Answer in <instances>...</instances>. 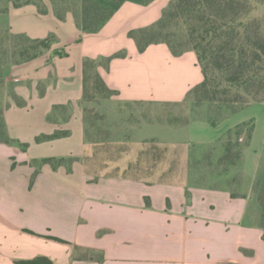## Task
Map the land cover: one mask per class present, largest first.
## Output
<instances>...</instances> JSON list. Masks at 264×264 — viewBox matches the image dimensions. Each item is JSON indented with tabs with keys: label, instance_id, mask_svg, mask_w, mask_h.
I'll return each instance as SVG.
<instances>
[{
	"label": "crops",
	"instance_id": "1",
	"mask_svg": "<svg viewBox=\"0 0 264 264\" xmlns=\"http://www.w3.org/2000/svg\"><path fill=\"white\" fill-rule=\"evenodd\" d=\"M25 1L0 0V21L6 30L30 39L52 34L56 41L39 57L7 69L18 84L26 81L21 90L18 84L13 89L26 105L17 107L11 100L12 105L3 112L7 135L17 148L0 143L4 153L0 158V264L39 257L53 264H264L257 201L251 192L232 198L234 192L225 185L227 175L216 176L218 186H205L85 173V58L100 60L120 54L106 67H98V73L105 85L117 92L113 98L125 105L170 108L182 104L187 93L203 81L194 52L174 56L161 43L139 52L128 37L131 31L155 24L170 0H153L147 5L125 2L91 34L76 28L71 13L64 22L59 21L51 0H35L44 5V15ZM56 53L66 56L60 58ZM17 71H23L24 77L15 75ZM25 99L42 107L45 116V125L35 132L34 139L56 131L69 132L68 137L41 143L33 139L38 147L49 148L48 153L35 158H28L18 148L24 139L8 124L13 108H32ZM57 105L67 107L66 111L48 121ZM236 126V122L226 121L219 130L203 117L189 119L178 128L159 122L143 142L154 140L168 147L171 141L177 142L171 139V132L181 133L188 147H202L191 154L192 159L204 162L209 152L210 163L216 166L223 154L220 140ZM70 157L76 158L71 171L41 163L43 159Z\"/></svg>",
	"mask_w": 264,
	"mask_h": 264
},
{
	"label": "trees",
	"instance_id": "2",
	"mask_svg": "<svg viewBox=\"0 0 264 264\" xmlns=\"http://www.w3.org/2000/svg\"><path fill=\"white\" fill-rule=\"evenodd\" d=\"M153 0H51L54 16L64 22L66 15L71 13L76 28L82 33H97L102 26L125 2H133L147 5ZM25 3H33L38 13L46 14V9L39 1L26 0ZM19 6V3H14ZM264 0H170L162 12L161 18L152 26L138 31H131L128 37L132 39L139 52L151 44H165L174 56L182 55L192 51L196 55L198 65L201 68L203 81L192 88L186 95L182 104L170 107L188 108L197 110L201 105L207 104L213 112L221 114V109H227L234 113L252 104L264 103ZM182 26L185 34L184 42H174L173 34L167 32L170 25ZM11 51L9 53V66L29 62L45 51L50 50L51 45L56 41L54 35L50 34L44 39H30L25 35H13ZM58 57L66 56L65 53H56ZM100 60L85 58L83 61V127L85 145L97 147L104 143L100 137V131L96 128L98 122L104 117L94 108L100 101L110 100L117 94L109 89L98 73V67L107 66L113 57ZM44 90H40L43 96ZM10 98L12 104L17 107H24L26 104L13 91ZM8 103L5 109L11 105ZM191 105V107L189 106ZM65 106L57 105L52 108L48 121H53L56 113L66 111ZM3 110V112H4ZM1 114L2 131L0 132V143L12 145L14 143L6 132V127ZM186 112V111H185ZM188 119L175 117L167 123H175L179 126L188 124ZM213 127H216V120L209 117L207 120ZM251 125H237L234 129L225 134V139L220 140L223 154L217 166L222 167V173L228 168L236 165L240 159V145L243 136L246 141L249 139ZM69 136L67 131H56L52 135H42L34 139L35 143L51 141ZM149 143V152L154 155L155 163L159 162L167 152L168 147H160L154 140ZM22 150L28 144H19ZM89 158L86 154L83 158L85 173H90ZM109 161L103 168H106ZM76 158H49L43 159L41 163L49 164L53 169L65 166L71 171L72 164ZM207 167H212L210 161H205ZM176 162H172L161 178H152L156 166H144L139 163H128L123 176L132 178H147L146 183H176L166 176L175 170ZM120 169L115 168V172ZM96 176L98 171L92 172ZM145 175V176H144ZM108 176V175H107ZM113 176V175H109ZM233 182H236L233 180ZM254 190L258 204V226L262 231L264 242V166L260 174L254 180ZM236 198L237 194H231ZM54 241L64 243L57 238H50ZM16 264H53L45 257H39L31 261H21Z\"/></svg>",
	"mask_w": 264,
	"mask_h": 264
},
{
	"label": "rangeland",
	"instance_id": "3",
	"mask_svg": "<svg viewBox=\"0 0 264 264\" xmlns=\"http://www.w3.org/2000/svg\"><path fill=\"white\" fill-rule=\"evenodd\" d=\"M264 13V8L260 10ZM1 17V16H0ZM167 32L173 34V41L184 42L186 37L182 26L172 24ZM12 35L6 30V24L0 21V132L2 131L1 114L5 106L11 101L10 95L14 86L18 84L14 78L8 76L7 69L9 53L12 45ZM104 60L99 63L104 64ZM15 75L23 78V71H17ZM41 75V72L38 74ZM26 86V81L19 83L17 88L21 90ZM14 92V91H13ZM31 105V109L13 108L9 113L8 124L15 133L24 139V143L29 144L24 153L28 158H35L40 154L49 152V148L38 147L33 143L35 132L45 125V116L42 107L35 106L33 100L25 99ZM191 107V105H189ZM95 110L104 117L102 122H98L96 128L100 131V137L104 143L97 147L86 146V155L91 158L89 169L92 172L98 171V175H124L123 172L128 163L139 161L141 165L153 166L155 171L152 178H160L163 172L167 170L172 162H176L175 170L166 177L176 183H187L192 185L218 186L220 181L217 175L222 174V167H207L205 161L212 162L209 158V152L206 153L204 162H196L191 154L198 152V148L188 147L184 134L175 135L171 132L172 142L168 146L167 152L162 159L155 163L154 155L149 152L150 144L144 143L143 139L152 135L155 123L165 122L175 119V117H186L188 120L193 118H204L206 120L212 117L216 120V127L220 130L226 124V121L236 122L237 125L250 124L251 131L249 139L246 141L243 136L240 145V159L236 165L228 168V181L225 185L234 193L246 194L251 192V196L256 199L254 190V180L259 176L262 166H264V103L252 104L240 109L234 113L227 109H221V114L213 112L207 104L201 105L197 110L183 109L182 107L154 108L142 105H125L113 97L110 100H102L98 105H94ZM186 111V112H185ZM179 125L172 123V128H178ZM225 139V138H224ZM175 143H181L175 145ZM161 148L164 147L159 145ZM205 146V145H204ZM3 147V146H2ZM17 145L12 144L11 149L15 150ZM18 148L20 146L18 145ZM196 148V149H195ZM205 148V147H203ZM21 149V148H20ZM4 153L0 151V158ZM106 168H103L109 161ZM120 170L115 172V168ZM145 176V175H144ZM188 178V179H187ZM235 180L236 182H233ZM255 207V205H254ZM251 217L254 218L255 211L251 207Z\"/></svg>",
	"mask_w": 264,
	"mask_h": 264
}]
</instances>
